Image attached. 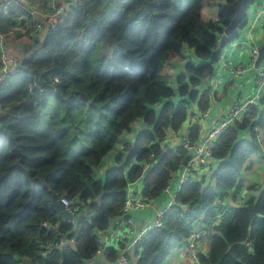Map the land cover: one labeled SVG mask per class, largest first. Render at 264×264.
<instances>
[{
    "label": "trees",
    "instance_id": "16d2710c",
    "mask_svg": "<svg viewBox=\"0 0 264 264\" xmlns=\"http://www.w3.org/2000/svg\"><path fill=\"white\" fill-rule=\"evenodd\" d=\"M6 1L9 7L0 9L3 48L22 38L14 25L25 13L20 0L0 3ZM204 1L79 0L17 59L15 72L0 82V264H83L99 248L94 231L120 215L127 185L149 165L141 194L148 200L160 195L187 154L182 147L171 151L160 145L166 130L177 131L187 117V101L173 97L196 99L195 86L212 74L220 53L219 25L232 17L220 7L216 21L205 20ZM249 3L226 43L244 25ZM183 46L201 64L186 62L172 89L161 69L181 56ZM197 104L206 109V91ZM138 119L143 128L132 144L96 180L92 168ZM255 128H264V108L252 106L214 141L211 155L219 162L209 177L213 184L204 178L183 183L176 194L179 205L138 242L130 264H162L200 216L211 227L217 215L212 226L217 233L199 262L264 264V187L241 206L222 200L227 191L249 185V160L258 149ZM241 130L250 138L241 139ZM196 136L193 125L189 138ZM52 194L78 202L76 227L62 218ZM105 252L115 259L112 248Z\"/></svg>",
    "mask_w": 264,
    "mask_h": 264
},
{
    "label": "crops",
    "instance_id": "0c3cea01",
    "mask_svg": "<svg viewBox=\"0 0 264 264\" xmlns=\"http://www.w3.org/2000/svg\"><path fill=\"white\" fill-rule=\"evenodd\" d=\"M24 5H30L31 7L38 10L39 13H43L47 10L48 0H37L35 3H29L25 0H20ZM70 0H57L58 6H63L66 2ZM226 2L225 0H205L203 7L201 9V15L205 20L216 21L218 18V11L221 4ZM35 5V6H32ZM245 23L242 27L236 29V35L229 42H227L224 47L220 50L216 61L212 63L213 72L210 76L202 79L200 83L195 86V90L198 95L195 100L189 101L186 97L178 98L173 97V101L179 99H184L187 101V117L181 124L177 131H172L167 129L164 140L160 143L164 149H169L175 151L177 148L181 147L182 140L185 137H189L191 127L193 126L192 117L199 112H202L197 104L199 95L206 91L208 94V104L207 107L210 109L209 117L202 121L203 126H207L212 122L214 118L221 117L226 114L229 107L238 99L250 98L259 95V102L256 107L259 110L264 108V86L257 88L253 84V73L247 72L242 78H232L223 68L220 66V61H224L229 65L236 62H248L250 56V49L252 46H260L264 41V0H250L248 7L245 12ZM22 16V15H21ZM222 27L221 25H219ZM44 31V30H43ZM43 31L33 37V39L27 38L22 34L20 40H15L4 46V51L7 56L15 57L16 59H21L25 52L31 50L36 39H42ZM20 33V32H19ZM21 34V33H20ZM219 35L217 36L218 39ZM186 62H191L195 66L201 64V60L198 59L193 50L187 46H183L181 49V56H174L168 61H166L161 69V74L166 77L169 85L172 86L176 84V77L184 73V65ZM261 64H264V60ZM188 81V76L186 77ZM161 104H156V109L160 107ZM206 107V108H207ZM143 128V121L141 119L133 122L128 130L123 131L117 138L111 150H109L100 160L97 166L92 168V175L96 180H102L104 173L109 168L113 167L115 162V157L119 153H123L124 149L131 145L136 134ZM256 141L258 144V149L255 154L250 157V173L247 175V180L249 181L248 186H244L238 193L232 191H227V196L223 197L230 206H241L250 198H257L260 189L264 187V128H255ZM239 137L241 139H249L250 133L248 130L239 131ZM197 136L195 141L197 140ZM218 160L213 158L210 160L212 168H216L218 165ZM150 165L146 167L144 174L134 182L127 185L126 190L129 194L136 196L137 198L143 197L141 190L143 188V178L146 171L149 169ZM127 169L124 170L126 172ZM182 167L175 172L171 173V178L169 184L172 187H176L177 180L180 176ZM210 172L207 168L198 167L192 174V179L200 181L204 178V182L213 184V180L210 179ZM251 185V186H250ZM144 198V197H143ZM166 201V196L159 195L155 199L150 200V203L155 205H160ZM219 198L215 199V202H220ZM224 203V202H223ZM153 210L150 208H145L137 213H132V216L137 220L139 225H144L145 223H150L152 219ZM77 215V214H76ZM203 216L199 217V220L193 224L207 229L209 234L202 239L197 247V254L206 256L210 249V242L212 235L217 232L212 230L213 225H217L219 222V216L217 215L216 220L210 226L206 225L202 221ZM94 234L97 237L99 243L100 253H95L90 259L83 262V264H110V261L106 255V249L112 248L115 251V257L118 253H124L126 258L132 263L137 259L135 254L136 247L130 245V240L126 235L124 230V224L122 216L119 215L110 220L109 225L104 230H95ZM63 241V240H62ZM64 244V241L62 242ZM197 256V257H198ZM130 258V259H129ZM162 264H201L198 258H192L188 255L187 251V239H184L180 246L173 250Z\"/></svg>",
    "mask_w": 264,
    "mask_h": 264
},
{
    "label": "built area",
    "instance_id": "2783aa9c",
    "mask_svg": "<svg viewBox=\"0 0 264 264\" xmlns=\"http://www.w3.org/2000/svg\"><path fill=\"white\" fill-rule=\"evenodd\" d=\"M57 0H48L47 10L43 13H39L37 9L25 4V13L17 19V23L14 25V29L25 35L29 39H33L36 35L40 34L44 29H52L57 22L62 19L63 14L79 3V0H70L63 6H58ZM15 4H20V1H11ZM22 3V2H21ZM23 4V3H22ZM9 2L0 3V9H6ZM260 46H264V41ZM260 46H252L250 49V56L248 62H236L234 64H227L224 61H220V66L223 68L232 78H242L253 66V63L258 55V49ZM216 61V59H215ZM214 61V62H215ZM17 66V60L15 57H9L6 55L0 39V82L5 78L7 74L15 72ZM56 81V79H54ZM35 85V83H32ZM253 84L255 87L260 88L264 86V64H259L255 68L253 73ZM33 85L29 84L31 89ZM259 102V95L256 94L250 98L238 99L232 103L227 110L226 114L212 119L207 126H203L202 121L209 117L210 109L207 107L202 112L193 115V125L197 128V140L191 141L189 137H185L182 140L181 147L189 155L185 165H181L182 170L177 180L176 187H172L169 182L161 190L160 195L166 196V201L160 205H153L150 200L129 194L125 189V197L121 207V213L124 230L130 240V245L136 247L138 242L146 236L147 232L152 228L159 227L165 215L179 203L176 198V194L180 186L192 179V174L198 167L207 168L211 173L215 168L211 167L210 160L212 159L211 148L216 138L228 127H230L235 120H239L252 106H257ZM127 188V187H126ZM64 208L72 215L77 214L80 209L78 202H73L66 197L59 199ZM145 208L153 210L152 219L150 223L139 225L137 220L132 216V213H137ZM44 227L50 228V226L43 224ZM209 231L204 228H200L193 224L190 236L187 238V251L188 255L192 258H198L197 247L207 235ZM247 247H251L252 243L249 240L245 241ZM50 245L45 244L44 248L49 249ZM98 249L96 253H100ZM17 264H24L22 261ZM110 264H129L128 259L124 253H118L115 259Z\"/></svg>",
    "mask_w": 264,
    "mask_h": 264
},
{
    "label": "water",
    "instance_id": "95a60500",
    "mask_svg": "<svg viewBox=\"0 0 264 264\" xmlns=\"http://www.w3.org/2000/svg\"><path fill=\"white\" fill-rule=\"evenodd\" d=\"M246 3H247V0H232L230 2L226 1V2L221 4V9L226 10L228 12H231L232 17L230 18L229 22L225 26H222L221 33L219 34V37L217 39V47H216L217 51H220L224 47V45H225L227 39L229 38L230 34L235 30L238 22L240 21L242 15H243ZM46 32H47V29H44V31L42 33V38L44 37ZM263 60H264V46H260L258 49V55H257V57L253 63V66L251 67V69L248 72L250 74L254 73L255 68L257 66H259V64H261ZM171 87H172V89H176L177 84H173ZM188 158H189V155L186 154L181 165H185ZM51 200H52L53 204L61 210L62 218L64 220L71 221L73 226L76 227L80 217L76 214H74V215L70 214L64 208L61 201L57 198V196L55 194L51 195ZM180 207L182 210L186 209L185 205H181ZM50 228H52V227L50 226Z\"/></svg>",
    "mask_w": 264,
    "mask_h": 264
},
{
    "label": "rangeland",
    "instance_id": "374dc122",
    "mask_svg": "<svg viewBox=\"0 0 264 264\" xmlns=\"http://www.w3.org/2000/svg\"><path fill=\"white\" fill-rule=\"evenodd\" d=\"M226 1V0H225ZM205 2V1H204ZM32 6H35V5H32ZM48 30V29H47ZM22 35V34H21ZM32 48V47H31ZM4 49V48H3ZM26 52H28V50L26 51ZM17 60V59H16ZM130 259V258H129ZM130 263H132L131 261H130Z\"/></svg>",
    "mask_w": 264,
    "mask_h": 264
},
{
    "label": "bare ground",
    "instance_id": "6f19581e",
    "mask_svg": "<svg viewBox=\"0 0 264 264\" xmlns=\"http://www.w3.org/2000/svg\"><path fill=\"white\" fill-rule=\"evenodd\" d=\"M9 7V6H8ZM217 20V19H216ZM225 61V60H224ZM229 64V63H228Z\"/></svg>",
    "mask_w": 264,
    "mask_h": 264
}]
</instances>
